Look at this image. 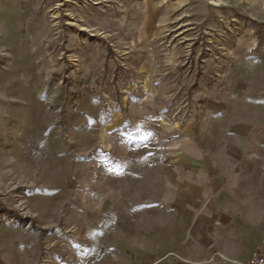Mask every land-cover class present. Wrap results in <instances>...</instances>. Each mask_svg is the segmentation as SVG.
<instances>
[{
  "label": "rangeland",
  "instance_id": "obj_1",
  "mask_svg": "<svg viewBox=\"0 0 264 264\" xmlns=\"http://www.w3.org/2000/svg\"><path fill=\"white\" fill-rule=\"evenodd\" d=\"M263 98L264 0H0V264L135 262L166 139Z\"/></svg>",
  "mask_w": 264,
  "mask_h": 264
},
{
  "label": "crops",
  "instance_id": "obj_2",
  "mask_svg": "<svg viewBox=\"0 0 264 264\" xmlns=\"http://www.w3.org/2000/svg\"><path fill=\"white\" fill-rule=\"evenodd\" d=\"M259 114L216 115L211 124L166 139L160 166L166 225L160 226L158 210L152 211L150 245L137 246L135 262L123 264H237L264 244V117ZM92 187L100 191L98 184ZM109 187L95 196L94 212L108 204L103 214L113 218ZM153 201L159 206V197Z\"/></svg>",
  "mask_w": 264,
  "mask_h": 264
},
{
  "label": "built area",
  "instance_id": "obj_3",
  "mask_svg": "<svg viewBox=\"0 0 264 264\" xmlns=\"http://www.w3.org/2000/svg\"><path fill=\"white\" fill-rule=\"evenodd\" d=\"M237 264H264V244L256 250L248 261L238 262Z\"/></svg>",
  "mask_w": 264,
  "mask_h": 264
},
{
  "label": "trees",
  "instance_id": "obj_4",
  "mask_svg": "<svg viewBox=\"0 0 264 264\" xmlns=\"http://www.w3.org/2000/svg\"><path fill=\"white\" fill-rule=\"evenodd\" d=\"M2 209L1 206H0V213H2ZM7 214L11 215V216H15L16 214H13V213H10V212H7Z\"/></svg>",
  "mask_w": 264,
  "mask_h": 264
},
{
  "label": "bare ground",
  "instance_id": "obj_5",
  "mask_svg": "<svg viewBox=\"0 0 264 264\" xmlns=\"http://www.w3.org/2000/svg\"><path fill=\"white\" fill-rule=\"evenodd\" d=\"M56 19H58V17H57V16L55 17V20H56ZM69 24H70V23H69ZM85 30H87V29H86V28H84V27H82V26L80 27V31H85Z\"/></svg>",
  "mask_w": 264,
  "mask_h": 264
}]
</instances>
